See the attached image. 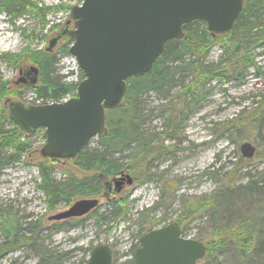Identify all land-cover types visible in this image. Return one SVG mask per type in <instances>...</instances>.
<instances>
[{"label":"rangeland","instance_id":"obj_1","mask_svg":"<svg viewBox=\"0 0 264 264\" xmlns=\"http://www.w3.org/2000/svg\"><path fill=\"white\" fill-rule=\"evenodd\" d=\"M30 1L41 9L43 19L29 14L9 20L11 14L0 6V125L6 130L13 129L15 125L7 115L4 104L6 98H19L27 103L47 102L36 97L31 90L35 84L31 86L14 81L20 68L35 64L30 59V52L44 49L49 39L56 36L69 19L71 6L80 4L82 0ZM70 43L71 39L63 38L48 52L54 54L56 59L55 74L67 81H78L82 71L74 56L68 52ZM222 52V48L214 45L206 61H217ZM259 52L261 49L249 52L254 56L256 66L249 67L240 80L213 79L201 83L190 96L175 99L182 92L175 76L165 97L153 91L143 94L141 105L144 117L140 120V128L147 133L163 130L169 122L170 110L166 103L170 98L174 99L172 114L176 115L175 120H180V123L174 125L173 139L162 136L167 148L161 154L155 153L149 158V173L153 174L149 181L133 180L131 185L126 184L119 192L113 191L109 201L99 197V205L94 209L96 213L65 220H49L50 215L66 209L81 196H75L69 204L60 202L54 209L48 210L44 194L37 187L39 176L33 165L36 159L34 155L27 157L25 154L20 156L19 161L0 168V207L10 210L23 227L30 221L41 224L40 238L47 248L60 255L56 264H86L90 250L98 244L111 247L112 264H131L128 261L133 258V252L139 245V237L147 231H139L147 215L163 218L152 228L164 226L176 220L180 208L178 198L181 195L217 194L225 188L227 178H236L238 184L245 186L247 181L256 179L264 171V53L258 55ZM258 106L263 110L261 118L248 117ZM176 109L181 110L179 116ZM243 117H248L244 119L247 123L229 125L236 118L239 120ZM43 132L44 128H38L27 138L23 132L19 140H29L33 146H41L45 139L42 137ZM244 141L252 143L256 152L252 158L239 163V146ZM87 146L89 150L97 148V136L91 138ZM7 151L13 150L8 148ZM134 151L125 150L119 156L128 154L131 157ZM53 174L57 181L66 180L70 174L80 175L72 161L53 162ZM174 179L179 182L174 193L176 201L172 202L171 197L170 200H162L160 194L164 184ZM256 187L245 191L243 197L234 195L226 207L217 200L213 214L204 211L195 219L183 222L180 225L182 235L204 240L210 236L215 220L219 222L216 224L233 227L251 219L256 231L253 254L258 262H264V185ZM123 196H126L130 215L127 220L113 224L107 211L111 209L113 199ZM156 202L158 206H164L151 210V213H135L152 208ZM96 214L102 215L98 222ZM202 259L198 260V264H202ZM38 260L39 256L33 247L20 243L18 249L7 253L0 260V264H36ZM203 264L240 263L235 261L231 252H224Z\"/></svg>","mask_w":264,"mask_h":264},{"label":"trees","instance_id":"obj_2","mask_svg":"<svg viewBox=\"0 0 264 264\" xmlns=\"http://www.w3.org/2000/svg\"><path fill=\"white\" fill-rule=\"evenodd\" d=\"M0 6L5 12L11 14V19L29 14L40 20L43 19L41 9L30 0H0ZM182 29L183 37L168 40L162 53L147 73L137 78L129 77L126 80L127 87L122 101L115 108L106 111L105 129L97 135L98 147L89 150L88 146H85L74 158L65 161V163L72 161L80 175L70 174L66 180L57 181L53 174V162H64L41 157L38 154L40 146H33L29 140H19L23 132L16 125L9 130L0 125V168L11 162L19 161L22 154L27 157L34 155L36 162L33 165L39 176L37 187L44 194L48 210L54 209L60 202L69 204L75 196L100 195L103 192L104 181L110 180L120 172L130 173L134 182L149 181L153 175L149 173V158L155 153L161 154L167 148L164 146L162 136L173 139L174 125L179 124L180 120L176 121V115L172 114L174 99L170 98L166 103V107L169 106L170 110L169 122L165 124L163 130L147 133L139 127L140 120L144 117L141 105L142 95L153 91L165 97L175 76L182 88V92L175 99L190 96L201 83L213 79L240 80L249 67L256 66L254 56L249 52L261 49L258 55L264 53V0H244L238 18L231 31L226 34L211 35L204 22L196 23L194 27L190 22L182 25ZM214 45L222 48L223 54L218 57L217 61L207 62L206 59ZM30 57L36 64L34 65L39 68L38 80L31 87L36 97L47 101H60L66 96L75 94L77 83L83 78L81 72L78 81H67L62 79L63 76L55 74L54 54L41 49L30 52ZM262 113V108L258 106L248 117L257 118L258 116L260 119ZM176 114L179 116L181 110L176 109ZM248 117L239 120L236 118L235 122L229 125L240 126L248 122L244 120ZM25 136L27 138L29 134L26 133ZM42 137L45 138V132ZM8 148L13 151L8 152ZM128 149L135 150L131 157L128 154L124 157L119 156ZM237 159L239 163L247 160L241 156ZM209 175L212 174L209 173ZM174 180L164 184V189L160 194L162 200L166 198L170 200L171 197L174 202L176 198L174 193L179 187L178 180ZM236 180V178L230 180L227 178L224 182L225 188L217 194L181 195L178 198L180 208L175 221L181 225L185 221L195 219L204 211H210L213 214L217 200L226 207L234 195L239 194V197H243L245 191L250 188L256 189V186H263L264 171L258 174L256 179L247 181L245 186L238 184ZM157 204L158 202L152 208L142 209L135 213L142 214L143 211L150 212L164 206ZM94 212L96 213L94 210L90 213L94 214ZM107 213L113 224L127 220L130 208L126 202V196L113 199L112 207ZM95 218L98 222L102 215L96 214ZM162 219V217L154 218L147 215L139 231L152 229ZM216 223L219 222L217 220L213 222L212 232L207 239H198L204 243L206 248L203 262L215 257L216 254L231 252L235 261L240 264H264V262H258L253 254L256 232L253 220L241 221L233 227ZM41 227V224L36 221H30L23 227L10 210L0 207V260L7 253L18 249L20 243H25L37 252L39 260L36 264H56L60 255L52 252L44 244V240L39 236ZM128 263L135 264L133 258Z\"/></svg>","mask_w":264,"mask_h":264},{"label":"water","instance_id":"obj_3","mask_svg":"<svg viewBox=\"0 0 264 264\" xmlns=\"http://www.w3.org/2000/svg\"><path fill=\"white\" fill-rule=\"evenodd\" d=\"M243 5L244 0H82L71 6L66 25L45 47L51 51L62 37L71 38L68 52L83 73L75 95L44 104L6 98L8 117L27 134L45 129V140L38 149L41 157L72 159L104 131L105 112L122 101L126 80L147 73L165 43L183 37L182 25L201 20L211 35L226 34ZM38 76L37 66L24 65L15 83L33 85ZM239 151L250 159L256 147L244 141ZM132 182L128 172H120L104 181L102 196L108 200L111 191L119 192ZM98 205V197H81L48 219L81 217ZM205 251L202 241L182 236L179 224L172 221L142 234L133 259L135 264H198ZM87 264H112L109 245L94 246Z\"/></svg>","mask_w":264,"mask_h":264},{"label":"flooded vegetation","instance_id":"obj_4","mask_svg":"<svg viewBox=\"0 0 264 264\" xmlns=\"http://www.w3.org/2000/svg\"><path fill=\"white\" fill-rule=\"evenodd\" d=\"M203 21H201V20H194V21H192V27H194L195 26V24L196 23H202ZM65 25H66V23H65ZM206 25V24H205ZM68 26H70V24L68 23ZM18 74H19V70H18ZM24 84H29V83H24ZM4 104H5V101H4ZM6 106V105H5ZM119 175V174H118ZM132 184V183H131ZM126 184H124L123 185V187L122 188H124V186H125ZM113 191H111L110 192V194L112 193ZM102 196V195H101ZM112 260H113V254H112Z\"/></svg>","mask_w":264,"mask_h":264},{"label":"bare ground","instance_id":"obj_5","mask_svg":"<svg viewBox=\"0 0 264 264\" xmlns=\"http://www.w3.org/2000/svg\"><path fill=\"white\" fill-rule=\"evenodd\" d=\"M32 104H34V103H32Z\"/></svg>","mask_w":264,"mask_h":264}]
</instances>
